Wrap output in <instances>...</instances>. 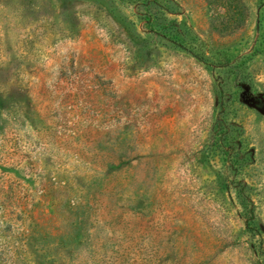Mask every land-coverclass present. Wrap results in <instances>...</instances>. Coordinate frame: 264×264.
Here are the masks:
<instances>
[{
    "label": "rangeland",
    "instance_id": "374dc122",
    "mask_svg": "<svg viewBox=\"0 0 264 264\" xmlns=\"http://www.w3.org/2000/svg\"><path fill=\"white\" fill-rule=\"evenodd\" d=\"M0 264H264V0H0Z\"/></svg>",
    "mask_w": 264,
    "mask_h": 264
},
{
    "label": "trees",
    "instance_id": "16d2710c",
    "mask_svg": "<svg viewBox=\"0 0 264 264\" xmlns=\"http://www.w3.org/2000/svg\"><path fill=\"white\" fill-rule=\"evenodd\" d=\"M155 6L158 7L159 5L155 4ZM148 16H149V14H148ZM151 17L152 16L150 14L149 20H151ZM223 123H224L223 119L219 118L217 125H216V136H219V141H220L221 147H223L222 144H225L227 149H229V151H230L229 154L231 156L234 155L235 160H234V162H232L233 167L235 170H238L239 167L241 166V163H242L241 160L243 159V156L241 153L242 145H241L240 141H237L236 136L232 135L230 130L227 129ZM234 130L238 132V129L234 128ZM227 142H228V144H226ZM238 198H239L241 204H243L245 206V208H248L249 199L245 195L244 188H242L241 191L238 193ZM249 210H250V208H249ZM250 212H251V210H250ZM246 226L248 228L250 227L248 222L246 223Z\"/></svg>",
    "mask_w": 264,
    "mask_h": 264
}]
</instances>
